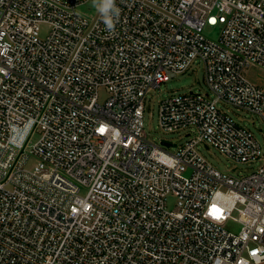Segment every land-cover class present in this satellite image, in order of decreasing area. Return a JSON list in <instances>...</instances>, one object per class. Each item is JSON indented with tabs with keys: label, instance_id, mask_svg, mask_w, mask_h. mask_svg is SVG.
<instances>
[{
	"label": "built area",
	"instance_id": "obj_1",
	"mask_svg": "<svg viewBox=\"0 0 264 264\" xmlns=\"http://www.w3.org/2000/svg\"><path fill=\"white\" fill-rule=\"evenodd\" d=\"M87 1L0 0V264L264 263V147L219 107L264 121L243 74L264 67V0H117L111 33ZM195 60L210 93L159 101L184 140L149 138V91Z\"/></svg>",
	"mask_w": 264,
	"mask_h": 264
},
{
	"label": "rangeland",
	"instance_id": "obj_2",
	"mask_svg": "<svg viewBox=\"0 0 264 264\" xmlns=\"http://www.w3.org/2000/svg\"><path fill=\"white\" fill-rule=\"evenodd\" d=\"M81 12L89 15L95 14V11L90 7V0L79 7ZM220 26L206 27L204 29L205 35L216 38L219 34ZM245 77L262 87H264V67L260 65H250L244 69ZM192 90L194 92L210 93V90L205 82L204 70L201 62L195 60L191 65L181 73H177L168 81L162 82L159 86L152 88L144 100L143 122L144 129L148 133V137L160 141L161 139L180 143L184 140L185 130L178 132L164 131L158 122L159 101L172 94H181ZM106 96L104 88L99 89V100H103ZM219 107L227 112L241 125L249 128L261 146L264 147V121L247 110L237 108L229 103L219 102ZM37 139V134L32 137V141ZM200 152L207 158V160L220 171L232 174H246L256 168L257 164H247L244 162L233 160L220 153L217 149L210 146L208 149L204 146H199ZM175 199L169 197L167 207L173 208ZM225 226L228 229H236V224L227 221ZM264 264V263H262Z\"/></svg>",
	"mask_w": 264,
	"mask_h": 264
},
{
	"label": "clouds",
	"instance_id": "obj_3",
	"mask_svg": "<svg viewBox=\"0 0 264 264\" xmlns=\"http://www.w3.org/2000/svg\"><path fill=\"white\" fill-rule=\"evenodd\" d=\"M90 7L98 14L109 33L115 31L121 13L117 0H90Z\"/></svg>",
	"mask_w": 264,
	"mask_h": 264
},
{
	"label": "water",
	"instance_id": "obj_4",
	"mask_svg": "<svg viewBox=\"0 0 264 264\" xmlns=\"http://www.w3.org/2000/svg\"><path fill=\"white\" fill-rule=\"evenodd\" d=\"M164 144H166V145H167L168 143L164 142Z\"/></svg>",
	"mask_w": 264,
	"mask_h": 264
}]
</instances>
